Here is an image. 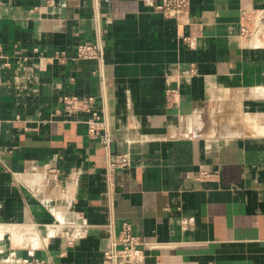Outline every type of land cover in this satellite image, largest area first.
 <instances>
[{
    "label": "crops",
    "instance_id": "0c3cea01",
    "mask_svg": "<svg viewBox=\"0 0 264 264\" xmlns=\"http://www.w3.org/2000/svg\"><path fill=\"white\" fill-rule=\"evenodd\" d=\"M157 1L0 0V264H105L124 221L142 264H264V133L206 123L264 115V0Z\"/></svg>",
    "mask_w": 264,
    "mask_h": 264
},
{
    "label": "built area",
    "instance_id": "2783aa9c",
    "mask_svg": "<svg viewBox=\"0 0 264 264\" xmlns=\"http://www.w3.org/2000/svg\"><path fill=\"white\" fill-rule=\"evenodd\" d=\"M189 6V0H161L151 4L153 11L166 17H177L184 13ZM247 18V13L245 15ZM243 31L250 33V28L244 26ZM37 50V48H34ZM103 45L100 42H80L76 46V55L82 59H93L103 56ZM58 57L64 58L65 50L56 52ZM0 58H5L4 65L10 66L11 61L0 45ZM26 58V57H25ZM179 88L168 83L166 97L170 103L178 101ZM93 102V98L87 101L79 100L77 97H65L67 109L80 110L88 108ZM101 117L98 112H94L93 119L89 123V133L93 136H101L105 147L110 148L111 138L108 135H101ZM112 171L117 169H128L132 166L131 155L128 152L115 154L110 162ZM56 176V173H54ZM146 242L135 233L131 222L124 221L121 224L119 233L113 240L111 246L104 251L105 264H142L145 256L144 247ZM26 264H43V260L35 259L27 261Z\"/></svg>",
    "mask_w": 264,
    "mask_h": 264
},
{
    "label": "rangeland",
    "instance_id": "374dc122",
    "mask_svg": "<svg viewBox=\"0 0 264 264\" xmlns=\"http://www.w3.org/2000/svg\"><path fill=\"white\" fill-rule=\"evenodd\" d=\"M228 114L221 113V110H209L206 123L209 128H213L217 133L216 127L233 128L231 133L262 135L264 133V115L259 114H240L233 115L232 110ZM236 117V118H234Z\"/></svg>",
    "mask_w": 264,
    "mask_h": 264
},
{
    "label": "bare ground",
    "instance_id": "6f19581e",
    "mask_svg": "<svg viewBox=\"0 0 264 264\" xmlns=\"http://www.w3.org/2000/svg\"><path fill=\"white\" fill-rule=\"evenodd\" d=\"M264 131V130H263ZM263 135V134H262Z\"/></svg>",
    "mask_w": 264,
    "mask_h": 264
}]
</instances>
